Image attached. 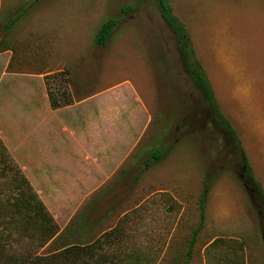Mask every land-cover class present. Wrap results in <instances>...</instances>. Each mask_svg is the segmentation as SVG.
Returning a JSON list of instances; mask_svg holds the SVG:
<instances>
[{
    "label": "rangeland",
    "instance_id": "1",
    "mask_svg": "<svg viewBox=\"0 0 264 264\" xmlns=\"http://www.w3.org/2000/svg\"><path fill=\"white\" fill-rule=\"evenodd\" d=\"M28 1L1 0L0 24ZM167 1L264 193V0ZM0 50V207L34 195L46 213L0 210V264L53 253L79 219L101 232L83 264H200L213 237L231 264H264V210L153 0H36Z\"/></svg>",
    "mask_w": 264,
    "mask_h": 264
},
{
    "label": "trees",
    "instance_id": "2",
    "mask_svg": "<svg viewBox=\"0 0 264 264\" xmlns=\"http://www.w3.org/2000/svg\"><path fill=\"white\" fill-rule=\"evenodd\" d=\"M35 1L36 0H30L25 6H22L21 8L15 10L9 19L1 22L0 30H7ZM153 2L157 6L160 17L167 24L173 34L182 69L190 78L193 87L198 91L209 119L215 125L222 128L224 133L229 138L232 147L239 152L241 158L240 167L242 182L244 186L248 187L249 190L252 191L250 195L251 201L258 205L259 208L264 210V193L258 182L253 179L251 168L245 159V155L242 149L239 146L235 131L231 127L229 121L221 114L217 102L213 96L209 81L203 69L199 65L198 61L194 58L192 54L187 31L184 24L173 14L172 8L167 0H153ZM129 8L130 7L126 6L123 9L128 10ZM115 22L116 20L114 18H108L101 23L97 32L94 35V41L98 45H103L108 40L112 32V28L115 25ZM50 105L53 107L57 106L53 99H50ZM1 149L2 147L0 146V158H4L3 150ZM149 154L151 158L158 160L161 157L162 152L159 149H154ZM2 169L4 170V167ZM18 181H21L25 184V186L29 188L26 183V179L22 175L18 176ZM205 188L206 184L204 183L203 191L205 190ZM202 199L203 193L199 194L198 197L200 209L202 207ZM19 208H24L28 211L33 210V213H36L38 211L42 215L46 214L43 211V205L34 195H31V197L29 198H25L23 201H19V199H12L9 202V206L3 205L0 207V210H2L6 214L9 209L17 210ZM80 225H82L80 219L78 220L76 225H71L72 228L70 229V231L67 232L69 236H72L70 242L64 243L63 245L56 247L53 253H49L43 256L29 257L28 260L26 258L21 264H26L27 261L28 263L30 262L32 264H75L76 262L78 264H83L84 262L82 258L85 256H91V253H93L94 250L100 246V239H98V236L101 234V232L98 235H95V237H92L91 235L85 232V229L83 227H79ZM67 227H69V224L67 225ZM46 230L47 225H45V232H47V235L44 241L51 238L53 235H55L56 232ZM58 233L55 235V237L58 235ZM192 234L193 235L191 240H193L194 235L196 234V230ZM85 235H89L92 238L84 240V238L86 237ZM77 239L79 242H77ZM219 241L220 237H214L211 244L213 245L215 242Z\"/></svg>",
    "mask_w": 264,
    "mask_h": 264
},
{
    "label": "crops",
    "instance_id": "3",
    "mask_svg": "<svg viewBox=\"0 0 264 264\" xmlns=\"http://www.w3.org/2000/svg\"><path fill=\"white\" fill-rule=\"evenodd\" d=\"M0 3H1V0H0ZM1 53L3 52H6V51H0ZM242 119H244L242 117ZM249 127V126H248ZM99 128V127H98ZM113 127L110 125V124H107V128H104L103 127V130H110L112 129ZM214 238V237H213ZM213 238H211L209 241L205 242L201 248H200V255H201V261H200V264H205V257H204V252L205 254L207 255V258H208V262L209 264H231L227 259L228 257L223 255V253L225 252L223 250L224 246L228 245L227 242H224V244L220 243V242H215L213 245L211 244ZM191 245H193V241L190 240L188 242V246L191 247ZM188 248V247H187ZM131 249V248H130ZM134 249V247H133ZM188 252V251H187ZM121 256H124L126 259H127V262H131L130 260H132V258L135 256L134 252L128 250L126 251V253H123ZM174 256L173 255H170V259L168 257L169 260H172L173 262L171 264H175L177 262V259L178 257L174 258L172 257ZM168 260V261H169ZM244 263H241V264H247V260H246V257H244ZM126 262V263H127ZM184 262V261H183ZM246 262V263H245ZM194 263V261L192 259L189 260V264H192ZM261 263V262H260Z\"/></svg>",
    "mask_w": 264,
    "mask_h": 264
},
{
    "label": "water",
    "instance_id": "4",
    "mask_svg": "<svg viewBox=\"0 0 264 264\" xmlns=\"http://www.w3.org/2000/svg\"><path fill=\"white\" fill-rule=\"evenodd\" d=\"M262 235H263V232H262Z\"/></svg>",
    "mask_w": 264,
    "mask_h": 264
}]
</instances>
